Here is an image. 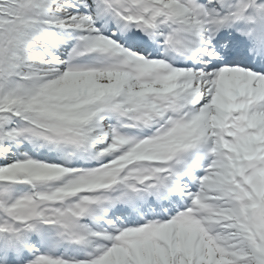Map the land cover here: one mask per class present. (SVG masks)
I'll use <instances>...</instances> for the list:
<instances>
[{
    "label": "snow or ice",
    "instance_id": "6c2138e0",
    "mask_svg": "<svg viewBox=\"0 0 264 264\" xmlns=\"http://www.w3.org/2000/svg\"><path fill=\"white\" fill-rule=\"evenodd\" d=\"M0 264H264V0H0Z\"/></svg>",
    "mask_w": 264,
    "mask_h": 264
}]
</instances>
